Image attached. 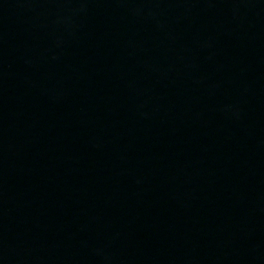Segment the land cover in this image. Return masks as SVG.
I'll return each instance as SVG.
<instances>
[{"label": "water", "instance_id": "obj_1", "mask_svg": "<svg viewBox=\"0 0 264 264\" xmlns=\"http://www.w3.org/2000/svg\"><path fill=\"white\" fill-rule=\"evenodd\" d=\"M264 254V0H0V264Z\"/></svg>", "mask_w": 264, "mask_h": 264}]
</instances>
